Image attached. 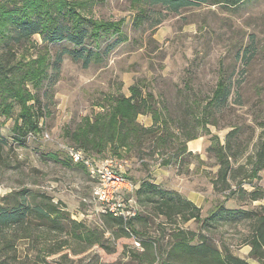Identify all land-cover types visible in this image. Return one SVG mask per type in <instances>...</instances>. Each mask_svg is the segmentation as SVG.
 Instances as JSON below:
<instances>
[{"label": "rangeland", "instance_id": "obj_1", "mask_svg": "<svg viewBox=\"0 0 264 264\" xmlns=\"http://www.w3.org/2000/svg\"><path fill=\"white\" fill-rule=\"evenodd\" d=\"M214 2L195 0L174 12L161 3L97 0L90 14L119 21L129 39L100 63L84 67L65 54L59 72L50 68V78L39 91L46 109L40 133L18 140L12 127L19 109L9 117L0 114V208H10L15 198L9 194L16 192L20 200L26 198L25 210L42 200L54 202L62 222L56 226L29 213L23 226L0 231V264H160L172 247L176 228L199 232L195 219L184 222L180 215L168 219L161 214L159 195L148 201L145 193H138V204L135 191L123 186L117 198L130 199L143 213L134 220L139 232L125 231L101 213L103 204L95 192L98 179L88 165L71 158L68 148L77 147L71 133L107 110L118 95L129 96L134 83L155 97L157 119L141 113L138 121L152 126L155 120L156 132L118 153L110 146L102 153H90L95 161L115 157L112 169L135 186L159 182L161 188L183 195L198 189L204 194V217L220 202L260 208L249 192L264 183V170L248 174L264 131V0L236 5ZM147 8V18L138 26L136 15ZM34 39L43 43L40 34ZM62 46L53 44L52 54ZM220 77L228 82L231 94L211 110L210 99ZM194 139L201 140V150L187 151ZM219 142L227 144L232 155L231 192L214 188L220 165L210 147ZM78 227H86L92 239L86 231L78 233ZM248 230L247 223L233 222L219 225L211 236L218 244L225 239L234 253L252 264H262L250 255L251 246L241 243ZM151 240L157 244L154 256L144 243ZM192 242H199V237Z\"/></svg>", "mask_w": 264, "mask_h": 264}, {"label": "trees", "instance_id": "obj_2", "mask_svg": "<svg viewBox=\"0 0 264 264\" xmlns=\"http://www.w3.org/2000/svg\"><path fill=\"white\" fill-rule=\"evenodd\" d=\"M134 1L151 5L161 3L174 12L195 3V0ZM242 1L215 0L214 3L236 5ZM95 3L97 0H0V114L9 117L13 115L16 107L19 109L12 127L18 140L42 131L40 119L45 116L46 109L42 105L39 91L49 80L51 67H55L56 72H59V65L65 54L70 55L75 62L81 61L83 66L87 67L92 62H102L115 46L129 39L119 21L100 19L90 14ZM147 14L148 8L141 9L136 15L135 22L138 26L145 21ZM35 34L41 35L42 44H38L34 39ZM56 43H63V46L56 54H52L51 46ZM55 55L56 59L52 61ZM57 76L55 74V78ZM130 91L129 96L118 95L107 110L98 113L93 119L88 118L71 133L77 148L90 154L102 153L110 146L118 153L123 147H136L142 144L146 134L156 132L155 120L152 126H145L138 121L141 113H151L153 116L156 115L157 119L158 109L154 104L153 93H144L139 83L132 84ZM230 94L231 87L224 77H220L210 99L213 107L209 109L213 110L214 107L226 102ZM162 138V141L167 140ZM227 147V144L220 142L210 147L220 165L217 178L214 180V188L223 193L228 188L231 192V179L235 178L232 155ZM261 170H264V131L248 176H255ZM253 188L254 190L249 192L252 202L263 198L264 188L260 185H254ZM138 193H145L148 201H154V196L159 195L157 200L159 212L168 219L180 215L184 222L195 219L200 223L197 233L182 227L176 228L172 247L163 255L160 264H252L248 259L234 253L225 239L222 238L218 244L211 236L213 229L219 225L241 221L249 226L241 243L250 245V255L264 264L263 205L259 206L260 208L246 209L227 207L224 202H220L204 217L201 206L176 190L161 188L153 182L139 184L134 194L139 204ZM9 195L14 196L15 202L10 208H0V231L14 225L16 228L23 226L29 213L47 220L50 224L56 226L62 224L58 220L59 215L58 218L56 216L58 205L54 202L46 203L42 200L34 207L29 205L25 210L26 198L20 200L16 192ZM141 211L128 219L110 213L102 214L132 234L139 232L134 220L142 218ZM73 223L79 226L83 224L76 221ZM78 229L80 231L78 233L86 231L85 235L92 239V233L86 227L83 229L78 227L76 231ZM195 236L199 237L197 243L192 242ZM135 239L141 244L139 238ZM144 243L154 256L157 250L156 242L151 240Z\"/></svg>", "mask_w": 264, "mask_h": 264}, {"label": "built area", "instance_id": "obj_3", "mask_svg": "<svg viewBox=\"0 0 264 264\" xmlns=\"http://www.w3.org/2000/svg\"><path fill=\"white\" fill-rule=\"evenodd\" d=\"M69 153L71 158L75 162H80L88 165L89 170L98 184L95 188V192L98 195L100 201L103 204L101 213H110L116 216H123L125 219L133 217L139 213L138 209L130 204V199H118L117 191L123 186L130 188V190H136L132 182L127 181L123 174L118 170L116 171L113 163L115 157L105 156L100 163L95 161L92 155H89L85 150L77 148L76 146H70ZM135 199V196H134ZM136 202V200H135ZM137 203V202H136ZM140 245L139 242H136Z\"/></svg>", "mask_w": 264, "mask_h": 264}, {"label": "crops", "instance_id": "obj_4", "mask_svg": "<svg viewBox=\"0 0 264 264\" xmlns=\"http://www.w3.org/2000/svg\"><path fill=\"white\" fill-rule=\"evenodd\" d=\"M195 140V139H194ZM202 142L201 140H195V141H192L190 143H188V150L187 151H199L201 150V146H202ZM263 171V170H262ZM263 175V180H264V173H262ZM261 179V181H262ZM158 184H160L159 182H157ZM258 185L262 186L264 188V183L262 182H259ZM184 196L193 201L195 204H197L198 206H201L202 204V201H203V198H204V194L202 192H200L198 189H193L191 193H184ZM254 203L255 202H258L259 205H263L264 206V196L263 198L261 199H258V200H254L253 201ZM229 207V206H227ZM234 207H238V206H234ZM250 250H251V247H250Z\"/></svg>", "mask_w": 264, "mask_h": 264}]
</instances>
